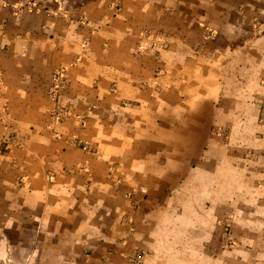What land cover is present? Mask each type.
Returning a JSON list of instances; mask_svg holds the SVG:
<instances>
[{
    "label": "crops",
    "instance_id": "crops-1",
    "mask_svg": "<svg viewBox=\"0 0 264 264\" xmlns=\"http://www.w3.org/2000/svg\"><path fill=\"white\" fill-rule=\"evenodd\" d=\"M263 82L264 0H0V264H264Z\"/></svg>",
    "mask_w": 264,
    "mask_h": 264
},
{
    "label": "built area",
    "instance_id": "built-area-1",
    "mask_svg": "<svg viewBox=\"0 0 264 264\" xmlns=\"http://www.w3.org/2000/svg\"><path fill=\"white\" fill-rule=\"evenodd\" d=\"M61 80H64V75H63V71L62 70H60V71H58V72H56L54 75H53V82H54V91L55 92H53V96H54V98H55V96L57 95V89L59 88V84H60V81ZM0 120H3V118L1 117L0 118Z\"/></svg>",
    "mask_w": 264,
    "mask_h": 264
},
{
    "label": "rangeland",
    "instance_id": "rangeland-1",
    "mask_svg": "<svg viewBox=\"0 0 264 264\" xmlns=\"http://www.w3.org/2000/svg\"><path fill=\"white\" fill-rule=\"evenodd\" d=\"M11 1H13V0H11ZM26 1H28V0H26ZM22 3H23V6L26 4V3L24 4V2H22ZM29 4H30V2H27V6H28ZM59 71H60V70H59ZM54 74H55V73H54ZM64 82H65V81H63V84H64ZM63 84H62V85H59V88H58L57 90H59L60 88H62ZM263 84H264V82H263ZM53 88H54V86H53ZM56 97H57V96H56ZM262 105L264 106V102H262ZM263 106H262V107H263ZM263 108H264V107H263Z\"/></svg>",
    "mask_w": 264,
    "mask_h": 264
}]
</instances>
